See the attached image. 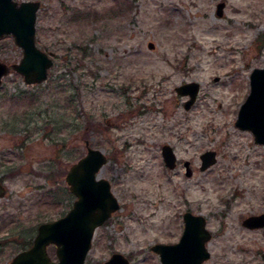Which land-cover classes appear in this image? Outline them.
<instances>
[{"label":"rangeland","instance_id":"obj_1","mask_svg":"<svg viewBox=\"0 0 264 264\" xmlns=\"http://www.w3.org/2000/svg\"><path fill=\"white\" fill-rule=\"evenodd\" d=\"M17 1L42 2L37 45L54 66L36 85L13 70L0 88V264L72 207L66 175L86 142L108 156L98 177L122 206L95 236L112 237L133 264H162L150 248L177 242L188 210L212 231L206 264H263V232L242 223L264 212V145L235 122L251 72L264 67V0ZM22 56L13 36L0 39L2 61ZM189 82L200 91L186 110L176 87ZM166 143L174 169L163 162ZM207 150L217 163L202 171ZM104 254L92 249L85 264H104Z\"/></svg>","mask_w":264,"mask_h":264},{"label":"water","instance_id":"obj_2","mask_svg":"<svg viewBox=\"0 0 264 264\" xmlns=\"http://www.w3.org/2000/svg\"><path fill=\"white\" fill-rule=\"evenodd\" d=\"M40 1L0 0V39L13 36L14 42L23 52L22 58L8 65L0 57V88L3 79L13 70L24 77L27 85L41 84L49 78L54 66L52 54L37 45V16L41 8ZM225 4H218L217 14L223 15ZM155 47L153 42L148 44ZM250 77V93L240 107L236 127L250 131L255 143L264 145V67H257ZM216 81L219 77H216ZM181 96H188L184 103L189 110L198 97L200 84L189 82L176 87ZM87 153L73 163L66 175V182L73 195L72 208L62 217L41 223L33 247L17 254L9 264H84L91 249L95 230L109 219L120 205L107 179L99 178L98 173L108 162V157L101 149L91 148L86 142ZM166 166L174 169L177 156L166 144L162 148ZM201 170H207L217 163V152L209 150L201 156ZM186 174L192 175L190 162H185ZM7 193L3 181H0V198ZM185 228L177 244H156L152 249L161 254L163 264H202L210 258L206 244L212 233L207 228V220L201 214L186 212ZM244 227L258 229L264 227V213L251 215L243 220ZM57 247V261L48 255L47 247ZM107 264H129L121 255L115 254Z\"/></svg>","mask_w":264,"mask_h":264},{"label":"flooded vegetation","instance_id":"obj_3","mask_svg":"<svg viewBox=\"0 0 264 264\" xmlns=\"http://www.w3.org/2000/svg\"><path fill=\"white\" fill-rule=\"evenodd\" d=\"M166 144H168V143H166ZM166 144H164V145H166ZM163 145V146H164ZM170 145V144H169ZM163 146H162V148H163ZM171 147L173 148V146L171 145ZM162 148H161V154H162ZM173 150H174V152H175V149L173 148ZM175 154H176V152H175ZM176 156H177V154H176ZM162 158H163V155H162ZM186 161H189V160H184L183 161V165H184V167H185V169H186V166H185V162ZM163 162H164V159H163ZM190 162V167H191V169L193 170V168H192V164H191V161H189ZM179 164V159H178V156H177V165ZM164 165L166 166V164H165V162H164ZM176 165V166H177ZM167 167V166H166ZM201 167V166H200ZM168 168V167H167ZM176 168V167H175ZM168 169H170V168H168ZM201 169V168H200ZM193 173H194V171H193ZM187 175V174H186ZM193 175V174H192ZM192 175H187L188 177H191ZM111 184V183H110ZM111 189H112V186H111ZM113 190V189H112ZM113 192V191H112ZM114 193V192H113ZM115 195V194H114ZM115 198H117L116 197V195H115ZM116 200H118V198L116 199ZM118 202H119V205H120V207H119V209L118 210H116L115 212H113L112 214H111V216L109 217V219L107 220V221H105V223L102 225V226H100V227H98L97 229H103V228H105V227H108L110 224H111V222H112V218L122 209V206H121V203H120V201L118 200ZM186 212H192V211H190V210H188V211H186ZM185 212V213H186ZM184 213V214H185ZM193 213V212H192ZM263 213V212H262ZM184 214H183V221H184ZM193 214H195V213H193ZM259 214H261V213H258V214H255V215H259ZM251 216V215H250ZM249 217V216H248ZM207 220V219H206ZM184 228H185V222H184ZM97 229H96V231H95V234H96V232H97ZM248 229V228H247ZM249 230H252V231H261V232H263V234H264V227L263 228H258V229H249ZM184 231V230H183ZM211 233H212V231H211ZM182 234H183V232H182ZM182 234H181V236H182ZM213 237V236H212ZM181 238V237H180ZM180 238H179V240L177 241V242H174V243H168V242H166V243H162V242H158V243H155L154 245H156V244H177V243H179V241H180ZM35 239H36V236H32V237H30L29 238V240H26V242H25V244H24V246L22 247L21 246V248L18 250V252L16 253V255L17 254H19L20 252H23V251H25V250H27V249H29V248H31L32 247V245H33V243H34V241H35ZM211 239H213V238H211ZM94 240V239H93ZM107 241H110V242H107ZM211 241V240H210ZM210 241L206 244V246H207V248H208V250H209V243H210ZM113 242H115L113 239H112V237H109V236H101L99 239H97L96 238V236H95V243H93V241H92V245H91V250L92 249H96V248H98L99 247V249L100 248H103V251H104V257H108V259L107 260H105V262H104V264H107V262L111 259V257L113 256V255H115V254H118L119 253V255H121V257L123 258V259H126L128 262H129V264H133L132 262H133V255H132V253H130V252H124V250H122V249H120V248H117L116 246H114L112 243ZM24 243V242H23ZM108 243L109 244H112V245H108ZM154 245H152L151 246V248H150V250H151V252L153 253V254H155V255H158L159 257H160V259H161V254L160 253H158V252H156V251H154L153 249H152V247L154 246ZM91 250H90V252H91ZM56 251H57V247L55 246V245H49L48 247H47V252H48V254H49V256L51 257V259H53V260H57V256H56ZM89 252V253H90ZM209 252H210V258L208 259V260H206L205 262L203 261V263L202 264H206L208 261H210V260H212V258H213V253L211 252V250H209ZM54 254V256H56V258H53V255ZM15 255V256H16ZM89 255V254H88ZM87 255V256H88ZM14 256V257H15ZM229 256V254L227 253V252H223V253H221V256H220V258L221 259H224V257H228ZM87 259V258H86ZM13 260V257H12V259H11V261ZM10 261V262H11ZM9 262V263H10ZM162 262V261H161ZM8 263V264H9ZM163 264V263H162ZM217 264H220V260L218 259V261H217ZM264 264V263H263Z\"/></svg>","mask_w":264,"mask_h":264},{"label":"trees","instance_id":"obj_4","mask_svg":"<svg viewBox=\"0 0 264 264\" xmlns=\"http://www.w3.org/2000/svg\"><path fill=\"white\" fill-rule=\"evenodd\" d=\"M7 125H8V124H7L5 121L0 120V126H2V128L7 127ZM61 128L63 129V127H61ZM85 132H87V131H86V128H85ZM85 135H86V133H85ZM2 178H3V177H1L0 180H4V179H5V178H4V179H2Z\"/></svg>","mask_w":264,"mask_h":264}]
</instances>
